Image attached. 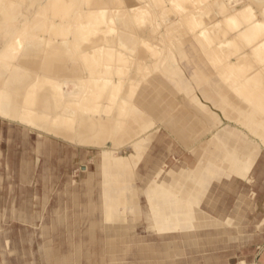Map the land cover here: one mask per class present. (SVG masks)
Instances as JSON below:
<instances>
[{"label": "rangeland", "instance_id": "rangeland-1", "mask_svg": "<svg viewBox=\"0 0 264 264\" xmlns=\"http://www.w3.org/2000/svg\"><path fill=\"white\" fill-rule=\"evenodd\" d=\"M15 1L16 0H0V21H2L0 22V264H44L43 257H41L43 253L41 252L44 251L43 249L48 243L47 239L50 234L48 229H50L51 226L54 227V224L57 228L56 232L51 233V236L56 237L57 241L54 247L61 250L62 255L66 258V262L74 264L82 248V231H85L87 220L90 218L91 214L90 202L87 203L84 202V200H86L87 197L89 201L91 197L92 199H96L99 191L96 182L95 184H89L87 187L84 186L86 178L84 174L80 173V168L87 165L90 169L89 171L94 173L96 170L94 163L100 160L105 161V158H102L104 154H107L108 157L110 155L115 156L116 154L113 150H106L101 153L102 155H99L98 153H100V151L97 150L98 148L92 149L87 147L84 151H80L77 149V146L74 147L76 142L72 141L70 138L67 139V142H72L73 144L62 142V144H60L61 147L57 151H55V149L51 150L50 148L47 150L44 144H38L40 136H37L38 133H35L33 128L38 129L40 126L37 124L35 127L34 122L43 123L41 127H47L48 129L43 133L47 135L52 133L50 136H57L54 131L69 133L70 135L76 134L79 128L78 124L80 118L78 117L80 115V117L92 115L99 119L102 118V120L110 121L111 126L113 124V133L121 132L124 127L127 126L128 128L129 126L131 132L132 128L134 129L135 132L133 131L132 133L135 134H133V138L130 139L131 141L128 142L129 145L126 146L127 143L125 144V152L121 151V153L125 154L130 150L128 149L129 147H134L140 154L141 150L143 151L146 147L145 145H147V142L150 144L152 143V139H150L148 135L154 132L165 133L164 124L172 120L173 117H176L177 113L183 108V102L184 105L188 103L187 106L189 105V110L199 105L198 103L195 104V98H199L205 102L202 96L203 90H206L208 94L214 97L217 108L210 104H208V106L217 113L220 122L214 125L215 129L213 130L200 129V134L199 136L197 134V136L200 137L199 139L202 141L201 146L197 149V160L193 161L194 163H190L186 160L184 170L185 172L191 171L193 176H199L196 180L203 187L200 189H202L201 192H203L202 197L204 199L200 206L204 208V212H210L208 220L216 221L217 226H215V228H205L206 226L203 225V227L195 229L197 231L192 232L194 244L186 245L185 247L182 246L181 248L177 247V250L173 251L174 253H172V255L177 256H175L176 260L166 261L161 258V254H158L155 255L153 261L158 257L157 264L160 262H166L167 264H239V259L244 253L247 252V256H249L251 251L255 249L259 250L261 245H264V122L250 125L251 128L250 126H244L238 123L239 121H244V114L238 109H234L231 103L233 100L242 102L243 94L238 91L236 95L233 90L230 91L238 81L233 82L230 80L231 82H228L229 85L227 84L226 81L228 79L226 80L224 77L225 72L227 73L226 67H222L225 64L221 65V62H217V64L213 63L214 60L212 59L215 57L213 55V57L210 56L213 50L210 51L205 49L206 46H203L202 49L196 45L188 46V43H184L181 47L167 46L168 41H165L164 46H150L157 48L156 51L159 52L157 58H154L149 53L152 51L149 50L144 60L139 62L135 60L137 55L134 49L138 47L142 48L143 46H137L138 42H136V39L133 42L129 41L128 45L130 46H125V49L121 50L127 52L128 59H130L128 62H131L132 67L131 65L130 67L128 66L130 68H128V70L126 65L124 68L122 66V69L129 71V74H124L125 71H123V74L118 76L120 79L124 78L126 80L128 77L132 79L127 81V95L124 97L120 95L116 103L120 116H117L116 111H112L111 114L108 115L104 113L96 114L82 107V102L88 95L90 87L89 80L92 78L90 76L91 71L88 64L93 63V61L84 58L81 54L80 45H86L84 36H82L83 34L79 36L83 30L77 31L73 30V28L78 26L81 22L85 23V21L89 23L92 22L94 25V21L97 20L95 24H102V27H105L103 28L104 30H111L113 32L116 30L118 32L120 31L119 29H123L119 33H112L116 36L119 35L120 38H129L128 35H132L131 27L126 28L120 26V28H118L112 24L114 23L113 20L119 22L118 20H123L124 17L127 18V16H129L130 18L131 13H128V15V11H123V13H120V15L125 13V16L122 15L123 17L120 15L118 16L121 10L117 13H113V15L110 11L102 12L103 14L96 12L95 15H91V13H87V11L84 10L88 0H67V5L63 4L66 0H62V2L61 0H58V2L56 0ZM135 1L136 0H134V3L138 2ZM157 1L151 0L152 3H160L157 5H161L160 0L159 2ZM249 1L258 2L262 0ZM30 2L32 4L36 3L37 7H28L31 4ZM54 2H56V4ZM145 2L148 3L150 1L145 0ZM171 2L168 10L169 14L171 12L169 16L173 17L175 13L177 16H180L182 10L177 7V3L174 2V0ZM239 3L243 2L240 1ZM59 5L64 7L63 12L67 14L71 13V18H68L69 20H60L55 17L56 12H58L57 8L60 7ZM26 7L30 8V11H32L31 13L35 12L31 14L32 17L28 18V21L25 20L28 15L26 12L28 8ZM160 7L162 6H157V9L160 10ZM76 8L79 11H77ZM34 9L36 11H33ZM157 9L156 12L160 13ZM161 11L163 13L162 9ZM97 13L98 15H96ZM106 13L109 14V16ZM168 13L164 19L160 18V16L158 18H151L143 14L142 18L146 24L142 23V25L147 28L149 27L151 33L156 36V33H158L161 28L164 30V25L167 23L169 17ZM111 15L112 17L110 18ZM115 16L118 18L117 20H115ZM102 19L103 21H101ZM58 22L61 26H56ZM104 22H106V25ZM70 23L72 25L74 24V26L72 27ZM52 24L55 25L52 26ZM153 24L154 26L156 24V26L154 27ZM158 24H160V28ZM145 27L142 26L144 29ZM62 28L66 30L62 32H66L65 35L59 30ZM70 28L71 34L69 32ZM58 30L60 32L59 34H57ZM124 30H129L128 34L127 32L124 33ZM53 32L55 35H53ZM93 32L88 30L89 34H87V37L92 36ZM61 39H64V41ZM52 42L53 44L56 43V45L59 43L61 46H52L53 44H50ZM60 42H63V44ZM54 47L61 49L64 57L59 61L54 60V63L57 61V65L59 62V65L61 64L63 67L66 66L64 67V72L68 75L70 73L69 70L74 69L75 71L72 70L71 72L75 74L79 72L80 76H83H81L82 78L80 76V79L79 77L70 78L69 76H56V78L53 79L46 78V81L43 76H35L34 80H32V75L36 70L30 69L33 67L27 66V62L23 60L29 56L33 58L31 60L33 62H35V60L36 62H40L48 58L50 59L53 56L52 52L55 51L53 50ZM202 53L204 56L210 53L208 56L212 57L211 61L206 59L208 56L204 57ZM209 62L217 65L218 69L220 66L221 69H224V72H220L219 69L217 73V67L215 68L214 65V67L212 65L210 66L211 63L209 64ZM212 67L215 68L214 70H217L213 71ZM193 71H197L195 77H192L193 75L191 76ZM170 75L172 76L170 77ZM220 75L224 78L222 82ZM114 76L116 75L113 74V78L118 77ZM225 76L226 78L229 77L226 74ZM184 77H186V79ZM154 79L155 81L163 82L161 85H158L154 83ZM224 82L226 83L224 84ZM226 86H228V88ZM25 89L27 90L25 91ZM132 89L134 92H132ZM145 89H149L148 91H150L151 98L155 99L158 103L164 104V102L166 103L167 101L164 107L165 111L161 114L162 116L160 119L147 114L146 111L142 109L143 106L137 97L144 93L146 91ZM223 90L227 92L226 95H229V98L221 95ZM168 91L171 97L175 99V105H173V101H169ZM170 91H172V94ZM42 92L47 93L49 96L47 100L48 107L50 105V107L47 108L48 110L42 113L43 115L40 114L38 109L36 110V107H38L37 104L39 103L38 97L43 94ZM69 95H71L72 99L75 101L78 100L77 105L71 107L64 104L65 99L71 100ZM19 96H23V99L26 98L24 100L25 104L23 102L18 104L19 101H22V98ZM19 98L20 100H18ZM253 98L254 97H252V99ZM255 99L256 98L251 101L258 106L260 104L258 101L259 99ZM179 102H182V104ZM243 102L247 107L249 106L248 109L254 106L252 103ZM16 103L18 105H16ZM138 104H140V106H138ZM251 110L256 112L254 108H251ZM225 111L227 115L234 119H228ZM258 111L261 118L264 119V110L258 109ZM54 113L56 115H54ZM256 113L258 114V112ZM11 114H13V116ZM135 114L143 115L133 127L130 125V120L133 119ZM114 115H116V119ZM74 116L77 117L75 118ZM65 117L68 119L65 120ZM10 118L12 120H10ZM6 119L10 121H6ZM77 119H79V121ZM47 121L49 123H47ZM24 125H27L29 128L27 127L26 129L25 127L23 130ZM192 125L193 124H189L187 126L188 130L195 132ZM72 126L74 127L72 128ZM221 131H225L224 134L226 136H220L219 133ZM194 132L192 138L197 137L195 136L196 134L194 135ZM146 137H148V140H145L147 139ZM45 141L48 142L46 144H49L48 140ZM105 146L106 148H112L110 142H107ZM173 148L175 152L171 153ZM190 150L191 148H182L180 144L175 141V138L172 137L170 146L167 147L166 151L163 150L161 152L166 157L165 161L169 169L174 165V169L178 170L177 161L183 158H192V152ZM178 151L179 153L182 152V155H179ZM27 159L31 161L29 165L23 162V160L28 161ZM116 159L118 158L115 157L114 160ZM97 165L99 166L100 163ZM138 165L139 163H137L136 167ZM164 168L166 169L167 166ZM137 171L141 172L142 170L139 167ZM175 183H177L175 187L180 188L178 185L179 183ZM89 192H92L91 195ZM151 199L154 200L155 197H151L150 200ZM148 203H145L143 206L146 208ZM99 213L100 212H97L95 215L98 216ZM180 241L181 238L180 240L178 238L177 242ZM183 243L181 244L183 245ZM133 256H136V254H126L122 252L119 254V262H117V264H138L136 263V258L133 259ZM222 257L223 259H221ZM193 258L196 260H193ZM240 264L243 263L241 262Z\"/></svg>", "mask_w": 264, "mask_h": 264}, {"label": "bare ground", "instance_id": "bare-ground-1", "mask_svg": "<svg viewBox=\"0 0 264 264\" xmlns=\"http://www.w3.org/2000/svg\"><path fill=\"white\" fill-rule=\"evenodd\" d=\"M11 1H13V0H11ZM56 1L58 2V0H56ZM136 1H138V2L134 3V0H88L86 7L85 8L82 7V8H84L85 11H87V13H91V15L92 14L95 15L96 12H99V14H103L102 12H106V11H110V13L113 15V13H117V12H119V10H121L118 14V16H119L120 13H123V11H128L127 14L131 13L130 18H129V16H127V18L124 17L123 20H118L119 22L113 20L114 23L115 22H117V23H115V24L113 23L112 25L116 26L118 28H120V26H124L126 28L127 27L132 28L131 29L132 35L131 36L128 35L129 38H127V37H121L120 38L119 35L118 36L114 35L115 32H117L116 30H114V32L111 30H109V31L104 30L103 28H105V27H102V24L101 25L95 24V23H97L96 22L97 20L94 21L95 26L93 25V23L91 21H90L91 23H89L88 21H85V23L79 22L80 24H78V26H75L73 28V30H77V31L83 30L79 34V36L83 34L82 36H84V41L86 42V45H84V46L80 45V50L82 52L81 54L83 55L84 58H87V59H90V61H93V63L88 64V67L91 71L90 76L92 78H91V80H89L90 87H89L88 95H87L86 99L82 102V107H85L88 111H90L92 113L95 112L96 114L104 113V114L108 115V114H111L112 111H116L117 116H120V114L118 113L116 103L118 102L120 95H121V97H124L127 95V93H128L127 81H130V79H132L129 77H128L129 79L127 78L126 80L124 78L120 79V77L118 76V75L121 76V74H123L122 73L123 71H125L124 74H126V73L129 74V71L123 70L122 66L124 68L126 65V68L128 69L131 65V62H128V60H130V59H128L127 52L125 50H121V49H125V46H130V45H128V42L129 41L133 42L136 39V42H138L137 46H143V47L142 48L138 47V48L134 49L135 54L137 55L135 60L141 62L147 56V52H149V50L152 51L149 53L154 58H157L159 52L156 51L157 48H155V47L156 46L157 47L158 46H164L165 41L166 42L168 41L167 46L171 45V46H180L181 47L184 43H188V46L196 45V46L200 47L201 49L203 46H206L205 49H208L210 51L213 50L211 52L212 54L207 53L204 56L202 53V55L204 57L208 56V54H210V56L213 55L215 57L214 59H212V60H214L213 61L214 64H217V62H219V63L221 62L222 63L221 65L225 64L222 67L223 68L226 67L227 73L225 72V74L229 76V77L227 76L228 78H226V76L224 74L225 79L226 80L228 79L226 81L227 84L230 80L233 82L238 81L236 83V85L233 88H231V90L230 89H228V90H230V91L233 90L234 94L236 93V95H237L238 91H240L241 94H243L242 102L241 101L236 102V100H233L231 103L234 109H238L241 113L244 114V117H245L244 121H242V122L239 121L238 123H240L244 126H250V125H253L255 123L264 122V119L261 118V115H259V111H258V109L264 110V0L258 1V2H251L249 0H176V1L174 0V2L177 3V7H179L182 10V14H180V16H177V14L175 13V16H173V17L169 16V15H171V12H170V14L168 13L170 2L172 0H160L161 5H157L160 3L154 4V2L153 3L151 2V0H149L150 2H148V3H146L145 0H142V1L140 0L141 2L139 0H136ZM240 1H242L243 3H239ZM15 2H17V0ZM24 2H25V0H24ZM61 2H62V0H61ZM157 2H159V0ZM54 3L56 4V2H54ZM171 3H173V2H171ZM176 3H175V5H176ZM25 4H28V3H25ZM63 4L67 5L68 4L67 0ZM70 5H69V7H70ZM82 6H83V4H82ZM157 6H162V7H160V10H159V9H157ZM28 7L35 8L37 6H36V3H34V4L31 3L30 6H28ZM28 7H26V8H28ZM38 7H39V5H38ZM63 8H64L63 6H60L57 8L58 12H56L55 17L59 18L60 20L71 18V13L67 14L66 12H63ZM156 9L159 10L160 13L156 12ZM161 9L163 10V13H162ZM76 10H77V8H76ZM0 11H1V9H0ZM33 11H36V10L34 9ZM54 11H55V9H54ZM77 11H79V10H77ZM26 12L28 13L29 16L27 15L26 19L25 18H23V19L28 21V18L32 17L31 14H34L35 12L31 13L32 11H30V8H28L26 10ZM167 13H168L169 17L167 19V23L164 25V30H162V28H161V30H159L158 33H156V36L151 33V29L149 27L147 28L144 25H142V23H144L143 18H142L143 14H146V16H149L151 18L152 17L158 18L160 16V18L164 19L166 17ZM124 14H121L120 16H122V15L125 16ZM96 15H98V13ZM107 15L109 16V14H107ZM112 15L110 16V18L112 17ZM83 16H85V15H83ZM0 18H1V14H0ZM114 18H115V20L118 19V18H116V16ZM94 19H95V17H94ZM103 19L101 21H103ZM91 20H92V18H91ZM98 21H99V19H98ZM0 22H2V21H0ZM107 22H109V21H107ZM104 23L106 25V22H104ZM144 24H146V22ZM156 24H155V26H156ZM54 25L55 24H52V26H54ZM56 26H61V25L58 22V24L56 23ZM62 26H63V24H62ZM73 26H74V24L72 25V27ZM142 26L145 27V29L142 28ZM153 26H154V24H153ZM158 26L160 28V24H158ZM118 28H117V30H118ZM62 29H59V30H61L60 31L61 33L63 31H66V30H64V29L62 30ZM112 29H113V27H112ZM59 30H58L57 34L60 33ZM88 30L90 32L94 31L92 33V36H90V37H87L88 36L87 34H89ZM119 30L120 31H118L117 33L121 32L123 29L122 30L119 29ZM128 31L124 30V33L127 32V34H128ZM69 32L71 34V28H70ZM65 33H62V34L65 35ZM73 33H74V31H73ZM153 33H155V32H153ZM106 34H108V35H106ZM53 35H55V33ZM64 38H65V36H64ZM80 38H82V37H80ZM61 40L64 41V39H61ZM174 40H175V42H174ZM60 43L63 44V42H60ZM172 43H173V45H172ZM50 44H53V42ZM79 44H81V43H79ZM214 44H216V45H214ZM30 45H32V44H30ZM27 46H29V45H27ZM49 46H51V45H49ZM52 46H61V45L59 43L56 45V43H55ZM145 46H147V47H145ZM150 46H155V47H150ZM201 49H200V51L202 52ZM53 50H55V51L52 52L53 56L50 59L48 58L49 60L45 59V60H42L40 62H36V60H35V62H33V61H31L33 58L32 57L30 58V56L23 60V61L27 62L26 63L27 66L33 67L30 69L36 70V72L33 74L34 76L32 75V77H33L32 80H34L35 76H37V77L43 76V78H45L46 81L49 78H52V79L56 78V76L57 77L58 76L59 77L60 76L61 77L69 76L70 78L79 77L80 76L79 72H78L79 74L78 73L75 74V73L71 72L74 69H70L69 70L70 73L68 75V74H66V72H64L65 71L64 67H66V66L63 67V66H61V64L59 65V62H58V65L56 64L57 61L63 59L64 57L62 55L61 49L54 47ZM171 50H172V47H171ZM0 52H1V50H0ZM210 56L206 57V59H209L211 61V58L213 56L212 57H210ZM54 60H57L56 63H54L55 62ZM183 60H184V58H183ZM62 63H64V62H62ZM213 63L209 62L210 66L211 65L213 66L214 65ZM64 64H62V65H64ZM214 66H215V68L217 67V65H214ZM131 67H132V65H131ZM213 67H212L213 71H216L218 69V67H217V69L214 70L215 68H213ZM219 69H220V72H224V69H221L220 66H219ZM219 69L217 70V73L219 72ZM217 73H216V75H217ZM113 74L118 76V77L114 76L118 79L113 78L112 77ZM195 74H197V71H193L191 73V76L193 75L192 77H195ZM222 75H220V77ZM167 76H169V75H167ZM171 76L172 75H170V77ZM183 76H184V74H183ZM80 77H79V79H80ZM184 78L186 79V77H184ZM223 79L224 78L221 79V82ZM124 80H125V82H124ZM61 81H63V80H61ZM122 81H123V83H122ZM162 82L161 81H155V79H154L155 84L161 85ZM226 82H224V84ZM169 85H171V84H169ZM226 87L228 88V86H226ZM133 88H135V87H133ZM26 90L27 89H25V91ZM148 90L149 89H147L144 93L139 95V97H137V98H139V102H141V104L143 106L142 109L145 110L147 114L160 119L162 116L161 114L164 113V111H165L164 107H165V104H167V101H166V103L164 102V104L158 103L157 101H155V99L151 98L150 91H148ZM132 92H134V90ZM170 92L172 94V91H170ZM168 93H169V91H168ZM202 93H203L202 96H203L205 102L200 100L199 98L194 97L195 98L194 99L195 104L196 103L199 104V105H197V107L199 106L198 108L195 107L194 109L189 110V107H188L189 105L187 106L188 103L184 105V102H183V104H182V102H179L183 105V108H181V110L177 113L176 117H173L172 120H169V122H166L164 124L165 133L154 132V133L148 135V137L150 136L149 138L152 139V141H156V143L160 145V150L162 148L161 151L167 150V147L170 146V143L172 141V137L175 138V141L178 144H180V146L182 148H184V149L185 148L186 149L191 148L190 151L192 152V156H191L192 158L189 157V159H187V158L184 159L183 162L179 163V165H178L179 167L180 166L185 167L186 160L190 163H194L193 161L197 160V157H198L197 149L201 146V141H202L199 139L200 137H198L200 134L199 133L200 129L204 128V129L213 130V129H215L214 125L217 122H220V119H219V116L217 115V113L215 111H213L210 106H208V104H210V105H213L214 107H216V101H215L214 97L211 94H208V92L206 90H203ZM226 93L227 92L223 90L221 95L223 97L229 98L230 96L229 95L227 96ZM74 94H75V92H74ZM20 95H21V93H20ZM69 96L71 97V100L65 99L64 104L66 106H71V107L77 105L78 100L75 101L74 99H72L71 95H69ZM48 97L49 96L47 95V93L44 92L43 94H41L38 97L39 100L37 99L39 101V103L37 102L38 107H36V110L38 109L40 114H42L45 110H48L47 108L50 107V105L48 107V101H47ZM252 97L259 99L258 101L260 102V104L258 106L260 108L252 102L254 99V98L252 99ZM20 98H22L21 99L22 101H19V102L17 100H15V101H17L18 104H20V102L24 103V100L26 98L23 99V96H21ZM20 98L18 100H20ZM78 99H79V97H78ZM49 100H50V98H49ZM9 101H10V99H9ZM169 101H173V105L176 104L175 99H173L171 97L170 93H169ZM243 101H245L249 104L250 103L254 104V106H251V108L252 109L254 108V110L256 112H258V114L256 112H254L253 110H251V108L248 109L249 106L247 107ZM18 104L16 103V105H18ZM12 105H14V104H12ZM12 105H9V106H12ZM138 106H140V104H138ZM20 108H21V106H20ZM50 109H52V108H50ZM7 110H8V108H7ZM19 113H18V115H19ZM49 113H50V111H49ZM225 113H226V111H225ZM51 114H53V113H51ZM86 114H88V113H86ZM11 115L13 116V114H11ZM54 115H56V114L54 113ZM75 115H77V114H75ZM142 115L143 114H141V115L135 114V116H133V119L130 120L131 121L130 125H132L134 127L136 125L135 123H137L138 120L140 118H142ZM8 116H9V114H8ZM57 116H58V114H57ZM80 116L78 117V118H80V121H79V119H77L79 121L78 132L76 134H73V135H70L69 133H61L59 131H54V133L57 134V136H50L52 133L51 134L49 133L50 135L43 133L44 131L48 130L47 127H41L43 125V123L41 124V123L34 122L35 127L38 124L40 126L39 128H41V129L33 128L35 133L39 134V135L37 134V136H40L39 137L40 139L38 140V144H42V145L44 144L47 147V150H49V148H50L51 150L55 149V151H57L61 147L60 144H62V142H65L68 144H73L71 141H70L71 143L67 142V139L70 138L72 141L76 142L75 146L74 145L73 146L74 147L77 146V149H79L80 151H84V149L87 147V148H92V149L98 148L97 150L100 151V153H98L99 155H102L101 153L103 151H106V150H110V151L113 150L114 152H116L115 156L110 155L108 157L107 154L103 155L102 158H105L104 159L105 161L101 162L102 163L101 169H99V176H100L99 185H101L103 188H107V190L109 188H111V189L112 188H119V193H118L117 198L116 199L109 198V200H108L109 205H107L108 206L107 212L109 213L110 219L115 218V219H118L119 222H123V223L128 222L129 219H133L132 214L134 212L132 213L130 210L126 211L125 209H124L125 212L123 210L122 211H118V210H120L122 207H125L132 202V194L133 193L131 191L130 192L126 191L125 187L128 183H130V182L132 183V181H133V179L137 173L136 169H134L135 165H137V163H139L140 169L142 170L141 172L145 173L144 174V177L146 178L145 181L146 182L148 181L147 184L149 183L152 185V186L149 185L150 187H152L151 190H154L153 188H155V186H157V185L159 187H162L163 189H167V185H164L162 178H160L161 173L164 172L163 166L165 165L166 157H165V155H163V153H161V151L160 152L157 151L158 153H153L152 152L153 150L150 149L149 147H147L146 145H145L146 147L143 149V151L141 150L140 154L138 153V150H136L134 147L133 148L129 147L128 149H130V150H128L125 154H122L121 151L125 150L124 149L125 144L127 143L126 146L129 145L128 142L131 141L130 139H132L134 136L133 134H135V133H132L134 131L133 128H132V132L129 129L130 127L128 126V128H127V126H126L123 128V130L121 132L113 133V124L111 126L110 121L102 120V118L99 119L98 117H94L92 115H85L83 117H80ZM115 116L116 115H114V117ZM123 116H125V115H123ZM74 117L76 118L77 116H74ZM226 117L228 119H232V120L234 119L233 117L227 115V113H226ZM111 118H113V117H111ZM67 119L68 118L65 117V120H67ZM115 119H116V117H115ZM8 120L6 119V121H8ZM10 120H12V119L10 118ZM50 120H51V116H50ZM48 121H47V123H49ZM78 121H77V123H78ZM17 124H19V123H17ZM189 124H193L192 127L194 128L196 133L194 131L188 130L187 126ZM139 125H141V124H139ZM223 125H225V124H223ZM25 127L27 129L28 126L24 125L23 130ZM73 127L74 126H72V128ZM250 128H251V126H250ZM41 131H42V133H41ZM193 132H194V135L196 134L195 136H197V134H198L197 137H195V138L193 137L194 139L192 138ZM224 133H225V131H221L219 134H220V136L221 135L226 136ZM167 136H170V137H167ZM215 136H216V133H215ZM148 137H146L147 139H145V138L144 139L148 140ZM45 140H48L49 144H46L48 142ZM107 142H110V144L112 145V148L111 147L106 148L105 145L107 144ZM173 150H174V148L172 149L171 153L175 152V150L174 151ZM157 155H159V156L162 155L163 158L161 157V159L158 160L159 158L157 159V157H156ZM113 157H114V159H115V157H117L118 159L114 160ZM27 160H28V165H29V163L31 161H29L30 159H27ZM98 163H99V161H96L94 163L95 168H97ZM85 169L86 168H84L83 171ZM169 170L172 171L173 185H172L171 189H169V186H168L167 190L170 191L171 193L175 194L177 197L179 196L178 199H180L182 201L181 202V204H182L181 208L179 209L180 210L179 214L182 215V220L183 219L185 220V221H183V223L186 224V222L189 223V222H192L191 220L196 221L197 219H198V222L205 220L207 218V216L199 215L198 218L196 217L197 206H200V204H202V202L204 201V199L202 197L203 192H201L202 189H200L203 187L196 180L197 178H199V176L198 177L193 176L191 171L188 172V175L190 174L191 177L188 175H187V177L185 175L182 176V175L178 174L179 171L175 170L174 167L168 169V171ZM153 174H154L156 179L152 178ZM88 181H90V180H88ZM175 182L179 183L178 185L180 188L175 187V185L177 184ZM86 184H87V182H86ZM107 192H109V191H107ZM113 194H115V193H113ZM133 197H136V199H137L138 198V192H135V196L133 194ZM165 202H166V200H165ZM172 202H171V204H172ZM204 205H206V204H204ZM137 206H138V204H137ZM165 206H167V205H165ZM154 207L156 208V206H154ZM183 207H185V209ZM135 216H138V215H135ZM137 218H139L140 221L143 220V219H141L140 216H138ZM158 218H161V219L165 218V216H163V212L162 213L160 212ZM167 221L168 220L161 221L160 225L153 227L154 228L153 230L157 235L162 234V236L164 238L166 237V240L164 241L165 244H161V243L157 242L156 247H153L152 250L149 249L148 248L149 242H148V237H147L148 232H146L144 230H139V241H137V238L133 239L132 237L126 239L125 241L122 242V246H123L122 250H127L128 252L126 254H129V253L131 254V253H133L131 251L132 248L136 245L139 246V247H137L139 249V254L135 253L136 256H133L134 257L133 259L136 258V263H138V264H153V263L157 264L158 257L155 258V261H153V259H154L155 255H158V254L162 255L161 258L163 260H166V261L167 260H172V261L176 260L175 259L176 255H172V253H174L173 251L177 250V247H180L182 244H179L180 242H177V241L170 244V241H168L169 238H172L171 237L172 235L169 234V233H171V232H169L170 228L167 227V225L165 226V223ZM172 225H174V224H172ZM142 228L146 229L143 226H142ZM185 229L186 228H184V229L181 228V230H182V232H181L182 237L181 238L184 239V242H185V238H186L187 242L189 241L190 243L194 244L192 241V238L190 239V237H189L190 234L192 233V230H188V228H187V230H185ZM129 230L130 231L132 230L130 233L131 235L136 233L135 229L133 230V228H129ZM82 234H83V236L81 238L82 239L81 240V242H82L81 247L82 248H81V251L79 252L78 256L76 257L77 260L74 262V264H117V262H119L118 261L119 260V254H117L115 256L108 255V257H106L102 261H99L96 263L92 262L93 259L91 257L92 249H91L90 237L88 234H86L84 232H82ZM143 236H144V242H141L140 239L143 238ZM78 238H80V237H78ZM55 243H56V241H54V244L52 246V250H53V252H55V255H59V257L61 258V257H63V255H62L61 250L59 248L54 247ZM108 244H109L108 246L110 247V250H116V245L114 243H108ZM119 247H120V245H119ZM119 247L117 248V250H120ZM172 247H173V249H172ZM221 259H223V257ZM193 260H196V259L193 258ZM159 264H167V263L166 262L165 263L160 262Z\"/></svg>", "mask_w": 264, "mask_h": 264}, {"label": "crops", "instance_id": "crops-1", "mask_svg": "<svg viewBox=\"0 0 264 264\" xmlns=\"http://www.w3.org/2000/svg\"><path fill=\"white\" fill-rule=\"evenodd\" d=\"M151 144L149 142H147L146 146L149 147L150 149H152L153 153H158L162 150V148L160 150V145L157 144L156 141H152ZM178 153H179V151H178ZM179 155H182V152L179 153ZM156 157H157V159L159 158L158 160H160L162 155L161 156L157 155ZM184 159H186V158L179 160L177 162V164L179 165V163L183 162ZM82 160H84V159H82ZM23 162L28 163V161H26V160H23ZM101 162L102 161L100 160L99 161L100 165L97 166L94 173L89 171L90 169L87 165L84 166V168H86L84 171H83V169H84L83 166L80 168V173L84 174V176L86 178V181L84 182V186L87 187V186H89V184H95V182H96L97 183L96 185L98 186V190H99L96 199H92V197H91L90 201H89V199L87 197L86 200H84V202L88 201L87 203L91 202L90 206L92 207V208L90 207V213L91 214H90V218L87 220L86 229L84 231V233L89 235L90 240H91V242H90L91 243V249H92L91 257L93 259L92 262L96 263V262L102 261L103 259L108 257V255L115 256L117 254H121L122 252L127 253L128 252L127 250H122V247H123L122 242L125 241L126 239L130 238V237H132L133 239L137 238V241H139V230H144V231L148 232L147 237H148V242H149V247H148L149 249L152 250L153 247H156L157 242H159L161 244H165L164 241L166 240V237L164 238L162 236V234L157 235L153 230L154 229L153 227L160 225L161 221L168 220L166 223L165 222L164 223H165V226L167 225V227L170 228L169 232H171V233H169V234L172 235L171 236L172 238L168 239V241H170V244L177 241L178 238L180 240V238L182 237L181 228H183V229L186 228L185 230H187V228H188V230H192V232H194V231H197L195 229L201 228V227H203V225L206 226L205 228H215V226H217L216 221L208 220V217H209L208 215L210 212L209 213L204 212L203 211L204 208H202L201 206H197L196 217L198 218L199 215L207 216V218L205 220L198 222V219H197L196 221L191 220L192 222H189V223L186 222V224L183 223V221H185V220L184 219L182 220V215L179 214L180 213L179 209L181 208V205H182L181 202L182 201L180 199H178L179 196L177 197L175 194H173L167 190L168 186H169V189H171L172 185H173L172 171L171 170L168 171L169 167H168L167 162H165V165L163 166V168L167 166L166 170L164 168V172H162L160 175V178H162V180H163V184L167 185V189H163L162 187H159L158 185L157 186L154 185L155 186V188H153L154 190H151L152 187H150V186H152V185L149 183L147 184L148 181L147 182L145 181L146 180V178L144 177L145 173L137 171L138 168L140 167V165H138L137 167L135 165L134 169H136L137 173H136L132 183L130 182L126 185L125 190L129 191V192L131 191L134 194V196H135V192H138V198L136 199V197H133V194H132V202L130 204H128L127 206L122 207L120 210H118V211L123 210L124 212H125V210L126 211L130 210L132 213L134 212L132 214L133 219H129L128 222H124V223L119 222V220L115 219V218L110 219L109 213L107 212V210H108L107 205H109L108 200H109V198H111V199L117 198L118 193H119V188H112V189L109 188L107 190V188H103L101 185H99V183H100L99 169H101V164H102ZM173 167H175V166L173 165ZM184 168L185 167H181V166L179 167L178 166L177 171H179L178 174H180L182 176L185 175L187 177L188 172H185ZM96 176H98V179ZM188 176L191 177L190 174ZM152 178L156 179L154 174L152 175ZM88 180H90V181H88ZM86 182H87V184H86ZM107 191H109V192H107ZM91 193H90V195H91ZM113 193H115V194H113ZM87 195H89V194H87ZM151 197H155V199L150 200ZM93 198H95V197H93ZM165 200H166V202H165ZM145 202L146 203L149 202L146 208H145V206H143L145 204ZM171 202H172V204H171ZM137 204H138V206H137ZM165 205H167V206H165ZM154 206H156V208ZM183 208L185 209V207H183ZM97 212H100L98 216L95 215V213H97ZM160 212L161 213L163 212V216H165L164 219L158 218ZM135 215L140 216L141 219H143V220L140 221L139 218H137L138 216H135ZM172 224H174V225H172ZM142 226L145 227L146 229H143ZM52 227L53 226H51L50 229H48V231L50 233L48 236V239H47L48 243L44 247V249H43L44 251L41 252V253H43L41 255V257H43V262H44V264H70V263L66 262V258L64 256L60 258L59 255H55V252H53V250H52V246L54 244V241H56V237L51 236V233L56 232V230H57V228L55 227V224H54V227L53 228ZM129 228H133V230L135 229L136 233L131 235L130 233L132 230L130 231ZM174 235H176V236H174ZM189 237H190V239L192 238V241H194L192 233L190 234ZM140 240H141V242H144V236ZM180 242L181 243L184 242V239L181 238ZM108 243H114L116 245V250H110ZM190 244H192V243H190L189 241L187 242L186 238H185V243H183V246L185 247L186 245H190ZM119 245H120V247H119ZM118 247L120 248V250H117ZM137 247H139V246H137V245L134 246L131 251L133 253L139 254V249ZM180 247H182V245ZM261 247L259 248V250L255 249V250L251 251L249 253V256H247V252L244 253V255L241 256L239 259V264L241 262L244 264V260H245V264H264V245L263 246L261 245ZM172 249H173V247H172Z\"/></svg>", "mask_w": 264, "mask_h": 264}]
</instances>
